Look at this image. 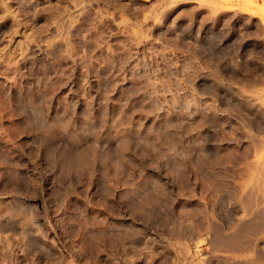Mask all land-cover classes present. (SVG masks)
Returning <instances> with one entry per match:
<instances>
[{
  "label": "rangeland",
  "instance_id": "obj_1",
  "mask_svg": "<svg viewBox=\"0 0 264 264\" xmlns=\"http://www.w3.org/2000/svg\"><path fill=\"white\" fill-rule=\"evenodd\" d=\"M251 2L0 0V264H264Z\"/></svg>",
  "mask_w": 264,
  "mask_h": 264
},
{
  "label": "bare ground",
  "instance_id": "obj_2",
  "mask_svg": "<svg viewBox=\"0 0 264 264\" xmlns=\"http://www.w3.org/2000/svg\"><path fill=\"white\" fill-rule=\"evenodd\" d=\"M249 2H251V0H249ZM253 2V1H252ZM251 2V3H252ZM254 3V2H253ZM24 210H25V208H24ZM21 213V212H20ZM8 228V227H7ZM23 230H25V229H23ZM22 230V231H23ZM14 232V231H13ZM20 232V231H19ZM18 234V233H17ZM24 234H26V232H24ZM16 235V234H15ZM21 235V234H20ZM22 236V235H21ZM28 236V235H27ZM29 241V240H28ZM35 241V240H34ZM31 244H34L36 247H39V242H37V240H36V243L35 242H33V243H31ZM30 245V244H29ZM91 248L93 247L92 245L90 246ZM35 248V247H34ZM38 249V248H37ZM41 249V248H40ZM34 250H36V249H34ZM89 250H91V251H93V250H95V248L94 249H89ZM32 252V251H31ZM94 252V251H93ZM37 255H38V253H37Z\"/></svg>",
  "mask_w": 264,
  "mask_h": 264
},
{
  "label": "flooded vegetation",
  "instance_id": "obj_3",
  "mask_svg": "<svg viewBox=\"0 0 264 264\" xmlns=\"http://www.w3.org/2000/svg\"><path fill=\"white\" fill-rule=\"evenodd\" d=\"M158 259H159V258H158V256H157V257H155V259L152 258V259L150 260V259L146 258L145 260H147V261L149 262V261H153V260L158 261ZM148 262H147V263H148ZM45 264H46V263H45ZM50 264H52V263H50ZM156 264H159V263H156Z\"/></svg>",
  "mask_w": 264,
  "mask_h": 264
}]
</instances>
